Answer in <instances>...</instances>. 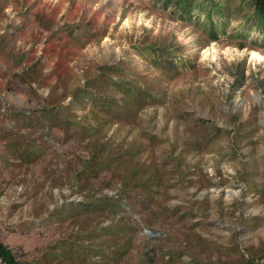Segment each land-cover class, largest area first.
Instances as JSON below:
<instances>
[{
	"label": "rangeland",
	"instance_id": "obj_1",
	"mask_svg": "<svg viewBox=\"0 0 264 264\" xmlns=\"http://www.w3.org/2000/svg\"><path fill=\"white\" fill-rule=\"evenodd\" d=\"M263 27L253 0H0L14 264H264Z\"/></svg>",
	"mask_w": 264,
	"mask_h": 264
},
{
	"label": "trees",
	"instance_id": "obj_2",
	"mask_svg": "<svg viewBox=\"0 0 264 264\" xmlns=\"http://www.w3.org/2000/svg\"><path fill=\"white\" fill-rule=\"evenodd\" d=\"M254 4V16L256 17V20L260 22V25L264 26V0H253ZM213 10L208 11V15L206 17L207 20L210 19V14H212ZM219 23V22H218ZM213 32L215 31L216 25L213 24ZM264 31V27H263ZM216 32V31H215ZM0 260L6 264H14V256L11 253V250H9L4 244L0 242Z\"/></svg>",
	"mask_w": 264,
	"mask_h": 264
}]
</instances>
